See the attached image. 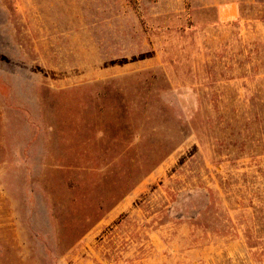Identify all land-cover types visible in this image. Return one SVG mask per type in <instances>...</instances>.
I'll list each match as a JSON object with an SVG mask.
<instances>
[{"label": "rangeland", "instance_id": "rangeland-1", "mask_svg": "<svg viewBox=\"0 0 264 264\" xmlns=\"http://www.w3.org/2000/svg\"><path fill=\"white\" fill-rule=\"evenodd\" d=\"M0 264H264V0H0Z\"/></svg>", "mask_w": 264, "mask_h": 264}, {"label": "crops", "instance_id": "crops-1", "mask_svg": "<svg viewBox=\"0 0 264 264\" xmlns=\"http://www.w3.org/2000/svg\"><path fill=\"white\" fill-rule=\"evenodd\" d=\"M238 5L229 4L225 7L217 8V19L219 22L233 21L239 17Z\"/></svg>", "mask_w": 264, "mask_h": 264}]
</instances>
